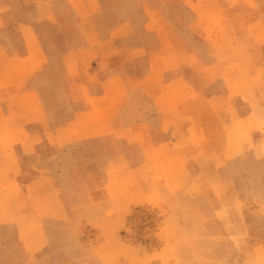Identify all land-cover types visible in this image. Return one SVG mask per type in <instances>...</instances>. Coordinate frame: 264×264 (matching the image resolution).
<instances>
[{
	"label": "rangeland",
	"instance_id": "374dc122",
	"mask_svg": "<svg viewBox=\"0 0 264 264\" xmlns=\"http://www.w3.org/2000/svg\"><path fill=\"white\" fill-rule=\"evenodd\" d=\"M35 1L47 3L39 35L49 58L35 64L38 72L28 83L27 73L35 69L25 68L24 92L33 86L46 97L54 126L83 109L101 86L111 101L98 107L105 114L101 133L106 138L89 143L87 154L80 148L84 138L53 140L67 149L55 155L57 181L63 182L55 186L56 197L34 202L31 197H0L1 225L10 227L5 240L0 236V264L18 263L12 230L17 223L26 264H237L240 253L220 250L222 237L209 235L213 227L233 231L240 226L224 218L235 205L224 204L226 190L219 171L214 177L200 171L202 188L191 168L193 161L197 165L210 161L193 154L197 148L192 139L193 105L199 92L194 79L203 70L201 81L207 85L208 61L235 45L223 40L226 27L215 23L221 16L207 5L219 0H69L80 7L72 12L64 9L65 0ZM53 18L59 21L48 22ZM82 23L86 25L81 27ZM80 33L101 53L90 55L83 73L74 66L75 60L72 68L61 64V54L85 44ZM81 83L88 86L82 93ZM147 99H161L155 101L161 131L173 138L152 152L145 149L143 134L131 132V123L142 119L144 109L154 114V107H145L150 104ZM91 117L94 123L96 115ZM98 156L102 163L97 167ZM81 162L88 168L80 169ZM244 189L250 197L253 189ZM206 197L218 200L217 220L205 218L215 206L206 204ZM246 207L260 212L247 226L264 222V205L252 201ZM37 216L54 219L56 250L46 235L47 224L35 221ZM231 240L237 247L241 242L240 236ZM6 245L11 246L9 252L3 250ZM243 261L264 264V252H248Z\"/></svg>",
	"mask_w": 264,
	"mask_h": 264
},
{
	"label": "crops",
	"instance_id": "0c3cea01",
	"mask_svg": "<svg viewBox=\"0 0 264 264\" xmlns=\"http://www.w3.org/2000/svg\"><path fill=\"white\" fill-rule=\"evenodd\" d=\"M207 5L221 16L220 19H215V23L226 27L223 40L231 42V46L234 45L232 43L235 45L232 50L220 52L217 59L222 58L223 61H208L204 68L209 78L207 85L201 81L204 78L203 70L194 79V82L197 80L195 85L199 92L193 105L192 139L197 147L193 154L204 155L210 161L208 165H197V161H193L191 168L195 182L202 188L204 184L199 176L200 171H209L207 175L214 177V171L218 169L217 176L226 190L224 204L235 205L234 211L228 207L230 211H225L224 218L236 220L240 226L233 231L213 227L209 235L222 237L219 239L222 241L220 250H233L236 255L240 253L237 264H246L243 261L244 254L264 252V222L259 226H247L248 221L259 218L260 212L247 210L246 207L252 201L264 205V0H219ZM79 8L77 4L65 0L66 11L72 12ZM83 8L87 9L89 5L86 3ZM46 10L47 3L39 5L35 0H0V197H31L33 202L41 199L50 201L52 197H56L55 186L58 183L63 185V182L57 181L55 155L67 150L64 145L53 144V140L61 136L84 138L85 142L81 143L80 148H85L87 154L88 147L91 146L89 143L99 144L100 139L106 138L101 133L105 126V114L98 107H103L106 105L105 101L111 100L103 96V86L96 89L99 92L93 94L89 103H83V109L64 119L61 126H54L48 115V100L45 96L39 94L33 86L24 92L25 68H34L40 59L45 58L47 61L49 58L41 48L39 35V26L45 20L43 15ZM50 20L53 21L48 22L55 23L59 18ZM85 25L86 23H82L81 27ZM79 35V39L85 44L61 54V64L65 69L69 66L72 68L75 60L74 66L83 73L90 55L98 56L101 53L87 44L85 34ZM37 70L27 73V83L35 78ZM84 89L88 90L87 83L80 84L81 93ZM154 100L158 103L161 99ZM148 101L151 105L147 104L145 107H154V114H149L144 109V114H139L142 119L131 123V132L143 134L145 149L152 152L166 143L169 145L173 138L161 131L163 122L158 118L155 108L157 103L152 99L145 100L146 103ZM93 114L96 115V120L91 123ZM137 120L139 119L136 118L135 121ZM99 149L96 147L94 150L96 155L100 152ZM99 158H95L94 162L97 167L102 163V158ZM144 163H148L146 159ZM79 167L87 169V162H81ZM244 186L253 189L250 197L246 195L248 189L245 191ZM203 200H206V204L214 202L215 205L210 207L211 212L205 218L217 220L219 208H215L218 202L216 197H206ZM67 202L63 201L64 204ZM15 215L17 220L18 214ZM67 215L71 216L68 212ZM34 220L47 224L46 235L56 250V244L52 240L54 230L51 228V224H55L54 219L48 217L46 221L37 216ZM3 222L1 219L0 236L5 240L10 227L1 225ZM64 227L63 230L66 231V224ZM12 230L16 232L17 264H26L27 255L25 246L19 239L18 223ZM233 235L240 236L238 247L231 240ZM244 236L247 239L242 238ZM10 248L11 246L6 245L3 250L9 252ZM1 255L0 249V260ZM231 264L235 262L231 261Z\"/></svg>",
	"mask_w": 264,
	"mask_h": 264
}]
</instances>
